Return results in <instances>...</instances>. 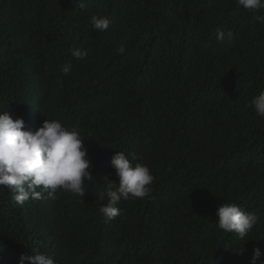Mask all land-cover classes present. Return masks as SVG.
<instances>
[{"label": "trees", "instance_id": "1", "mask_svg": "<svg viewBox=\"0 0 264 264\" xmlns=\"http://www.w3.org/2000/svg\"><path fill=\"white\" fill-rule=\"evenodd\" d=\"M83 2L0 0V112L23 118L24 130L47 118L77 128L93 165L83 197L58 190L20 205L0 186V264L36 250L56 264H251L257 247L264 259V119L248 107L264 91L255 19L264 10L237 0ZM93 15L109 29L93 30ZM117 152L155 179L151 198L122 199L109 219L99 192L105 177L119 185ZM225 202L259 217L243 240L218 227Z\"/></svg>", "mask_w": 264, "mask_h": 264}, {"label": "clouds", "instance_id": "2", "mask_svg": "<svg viewBox=\"0 0 264 264\" xmlns=\"http://www.w3.org/2000/svg\"><path fill=\"white\" fill-rule=\"evenodd\" d=\"M78 6L86 7L83 0ZM237 6L254 13L264 10V0H237ZM255 19L264 24V15H256ZM93 30L104 32L110 27L111 20L107 16L93 15L90 21ZM231 38L232 33H228ZM224 31L218 29L216 38L223 40ZM126 48H118L124 54ZM72 55L78 59L88 56L85 49H75ZM72 70L70 63L61 71L68 75ZM248 107L257 116L264 119V91L255 96ZM23 118H13L7 112H0V186H6L13 194L14 200L23 205L29 199L39 200L47 193L55 199L58 190L83 197L85 180H93L92 162L88 158V149L84 145L77 128L64 126L58 119H45L37 130H24ZM138 158L133 155L130 160L124 152H117L111 160L115 174L119 179L117 187L114 181L104 178L105 188L99 192V199L107 198V203L100 207V212L107 218H115L121 214L116 205L123 199L151 198L155 177L147 164L132 161ZM219 229L226 233L238 234L243 240L257 225L259 217L255 213L242 210L236 203L225 202L216 211ZM244 251L241 248L242 254ZM259 247L253 250L251 264H264ZM56 264L52 255L36 250L33 255H21L19 264Z\"/></svg>", "mask_w": 264, "mask_h": 264}]
</instances>
